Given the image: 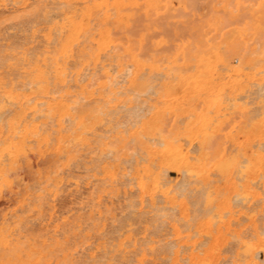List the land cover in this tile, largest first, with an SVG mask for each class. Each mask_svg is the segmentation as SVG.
Returning a JSON list of instances; mask_svg holds the SVG:
<instances>
[{
	"label": "bare ground",
	"instance_id": "1",
	"mask_svg": "<svg viewBox=\"0 0 264 264\" xmlns=\"http://www.w3.org/2000/svg\"><path fill=\"white\" fill-rule=\"evenodd\" d=\"M191 1L193 2L194 0ZM195 1L202 5L201 1L200 3L199 0ZM26 2L27 0H13L14 5L17 3L25 4ZM175 2L177 4V1ZM10 3L12 2L10 1ZM10 3L8 5H11ZM186 3L188 4V1ZM189 3L192 6L189 8L195 9L197 7L195 3ZM136 4L137 0H38L35 17L32 16L35 18L34 21H26L25 23L29 24H24L25 26L23 25L24 27L20 28L19 38H21L23 42L20 40L22 43L18 46L7 45L6 48L4 47V52L0 54V205L4 197L3 187H8L5 194H12L10 177L15 174L13 165L19 160V157L27 155L28 145L37 141L36 137L39 134L38 131L46 124V120L56 119L59 126L58 141L78 142L85 147L89 146L92 139L84 135L90 134L95 138L104 137V139H108L107 136H102V133L97 134L95 132L96 126L98 124L103 125L106 127L104 128V133L111 132L117 117L125 115L127 120L124 121L129 122L128 124L133 126L134 130L129 132L128 139L123 135L122 131H118L114 137L106 142L103 141L104 148L101 149V154H103L104 157L105 155H111L112 159L115 160L124 159L127 153L128 156L130 154L127 152L128 143H133L134 152L130 154L128 162L123 160V165H127L131 161L130 159H132V165H130L132 166V172L130 176H128V180L126 178L125 180L130 182L134 189H132V191L137 193V200L134 205V207L137 206V209H132L127 217H124L125 219L123 218L124 220H122V222H120L121 220L119 221L120 224L116 221L118 222V226H110L113 230H115L114 227L116 226V231H114L115 239L113 238V240H117V243L114 244L113 247L108 246L111 243L108 244L107 246L109 248L102 246V253L109 256V258L112 257V263L117 264V262L113 260L119 259L120 257L117 258L118 256H121L125 261V242L131 241V230H133L132 233L134 234L139 233L135 232L134 229L142 222L140 218L141 216L144 217V215H142L145 212H143V209L149 207L151 216L148 217L149 220L148 222L146 221L148 224L144 226V230L148 231L151 227L150 231H153V234H155L154 237L156 235L163 237L168 225L167 228L171 229L173 238L162 244L160 249L157 248V251L154 245L149 246L148 249L158 253L165 252L166 250L165 254L169 253L168 255H172L171 258H165L163 256L161 258L166 261L168 260V262L169 259H171V264H179L180 260L185 264H217V251L221 244L228 241V237L233 239L231 243L236 247L235 259L232 261V264H264V223L261 227H258L255 215L264 211V106L258 107L255 111L249 110L248 99L242 101L245 96L242 98V96L240 97L238 95L241 100L239 97L238 99L235 96V93L240 90H244L245 92L248 90L245 80L255 79L254 75L260 73L262 75L256 80V89L250 91L249 94L255 95L252 101L256 99H259L260 103L264 101V44L261 45L258 51H256V49L255 51L243 52L240 49L223 46L221 42H218L210 46L206 54L199 49L195 50V52L190 51L188 55L183 54L182 64H174L172 68H169V70L173 69L175 71L172 77L173 81L170 80L171 76H169V73H160L157 65L149 67L158 74L152 75L154 76L152 79V76H150L151 80H149L145 77V64L139 53L143 47V35L141 33L139 34L136 50L130 45V38L126 37L127 43H121L113 38L111 31L112 28L120 30L129 29L130 22L143 24L141 15L134 17V13L132 12V7ZM110 11L114 13L113 16L109 13ZM98 12L102 13L98 23L99 28L97 32L90 34L88 33L90 22L94 19L93 14H98ZM177 12L179 11H176V13ZM196 12H198V10ZM200 15L203 14L201 13ZM171 16L172 15L169 14V17ZM180 16L183 15L180 14ZM157 24L159 23L157 22ZM178 24L180 25V23ZM16 25L13 24V26ZM3 29L5 30V28H2V31ZM165 29L167 28L165 27ZM38 37L41 38L42 45L36 50L35 47L30 44ZM3 40L5 41V39ZM14 41L16 40L14 39ZM88 47H94V50L88 53L86 51ZM163 52L164 50L162 53ZM108 55L111 58L117 59L120 57L123 59V56L129 58L128 62L125 64V68L122 67L123 63L119 59L116 60L117 62L114 67H119L120 71L124 70L123 74H120V76H131L128 80L129 87L127 89L128 91L130 90V92H126H132V96L130 97L125 92L126 97L118 99L116 106H118L119 110L112 108L99 110L101 116H97L94 123L91 125L86 124L83 122V119L79 118L76 123L78 129H82L81 134L72 136L71 133H69L68 135H62L60 132L65 131L63 124L68 122V124L72 125L75 122L72 110L76 107H74L70 101V97L74 96L71 95L69 91V88L71 91L74 90L73 86H71L72 83H70L74 80V75H76L73 69L80 64V59L86 56L93 60L95 64H98L101 62V58H105L106 56L109 57ZM212 57L214 60H212ZM233 58L237 60L236 65L232 63ZM147 59L148 57L146 61H149ZM91 66L92 65H90V67ZM112 66L110 67L113 68ZM111 68L109 71H111ZM247 69L254 70L255 72H245ZM84 70L88 71L85 68ZM107 70L104 71V75L106 78H109ZM114 73L115 72H113V74ZM121 78V80H123V77ZM80 79L83 81V78ZM117 82H115V84ZM172 83L185 86L186 90L192 92V97L202 98V105H204L203 111L201 113H196L195 110H190V114L194 116V119L188 123L183 132L169 131L164 133L161 128L156 129L154 132L148 126V121L146 119L147 114L145 112L147 108L145 106L144 108L143 105H136L134 103H136L140 95L142 96V94H144L143 92L147 93L151 91L152 95L159 94L160 88L167 87ZM112 87L115 88V86ZM86 88L89 87L86 85ZM86 88H82L81 92H85L87 97H90L92 100H98L104 98V91L107 86L105 82L102 81L97 84L95 90L88 91ZM123 95L124 94H122V96ZM237 99L243 103L238 104ZM141 102H143V99ZM74 103L76 104V102ZM77 103L79 102L77 101ZM91 108L93 109V107ZM223 108L226 110L233 109V111H238L244 115L246 124L249 127L243 130L245 134L243 140H239L237 137L233 136H226L222 139L213 132L206 131L210 122L218 117L220 110H223ZM90 114L91 113H89V115ZM92 114L94 113L92 112ZM260 115L262 119L258 122L255 120V117ZM125 116L122 118L124 119ZM187 119L189 120V118ZM47 127L46 125V128ZM123 127H125V125ZM112 131L114 132V130ZM226 143H229V146H227ZM99 158L103 159L101 156ZM108 158L109 156H107L106 159ZM93 160L96 161L97 159ZM76 161L80 160L76 158ZM109 161H111L110 158ZM75 163H73V165L70 164L73 166H71L73 169L70 168L72 173L75 172ZM87 170L88 169H86V171ZM20 175H22V173H20ZM122 179L124 180V177ZM19 180L21 182L20 178ZM72 185L75 184L73 183ZM126 185L128 184L126 183ZM12 187H15V185L12 184ZM32 187L36 186L32 185ZM80 188L83 189V187ZM37 189L38 188H36L35 191H37ZM93 191L95 190L93 189ZM74 195H76L74 198H77L78 195ZM46 198L47 197H45V199ZM54 201H56V199ZM113 203L114 202H112V204ZM188 204H191V207H193L191 214L189 213ZM101 206L103 205L99 204V207ZM131 206L133 207V205ZM71 207L74 208L73 205ZM75 209L79 208L77 207ZM82 209L81 207V210ZM67 211H69V209ZM63 214L65 215L66 212L60 215ZM144 214L146 215L148 213ZM21 215L23 214L21 213ZM146 218L144 217L145 220H147ZM241 218L250 221V225L252 226L250 237L241 236L240 231L232 227V224L234 223L235 225ZM93 219L97 220L98 218L94 217ZM4 220L6 221L7 218H4ZM244 220L242 222H244ZM36 221L39 220L37 219ZM28 222H30V220ZM134 224H136V226ZM107 226L108 225H106V227ZM133 226L134 229H132ZM106 227L105 229L109 228ZM138 228L141 230V227L137 226V231ZM113 230H108L110 233L107 232V234L110 235L113 233ZM104 233H106V231ZM67 234H70V232ZM170 235L168 234V236ZM110 236L113 237V234ZM110 236L106 237L109 238ZM7 237L8 234L6 232L0 231V246L4 249H10V243ZM75 238L77 239L76 236ZM139 240L143 241L141 239ZM149 242L153 243L154 240H150ZM130 243L127 245L130 246ZM67 244L70 246V243ZM139 245L140 244H137V247ZM90 246H92V244H90L89 247ZM230 246L233 248L232 245ZM200 247L204 248L197 251ZM84 248L86 249V247ZM232 248L230 251H232ZM181 249L183 250L181 251ZM229 249L228 247V251H226L229 252ZM87 250H91V248ZM68 251H70V249ZM158 253L157 255H159ZM97 254L99 255V253ZM133 254H131V256ZM231 255H233V252ZM115 256H117L116 259L114 258ZM97 258L95 261H97ZM131 259L133 260V258ZM143 259H145V254H142L141 258L138 259L139 264H142ZM103 260L104 259L101 258V260H98V263L99 261L103 263ZM105 260L108 259L105 258ZM119 260L121 261V259ZM227 261L225 260L222 262L225 263ZM32 262L30 256H28L27 260L17 257V261L14 263L9 258L0 259V264H32ZM133 262L135 261L133 260ZM168 262L165 264H168ZM183 262L182 264H184ZM87 264L90 263L88 262Z\"/></svg>",
	"mask_w": 264,
	"mask_h": 264
},
{
	"label": "rangeland",
	"instance_id": "2",
	"mask_svg": "<svg viewBox=\"0 0 264 264\" xmlns=\"http://www.w3.org/2000/svg\"><path fill=\"white\" fill-rule=\"evenodd\" d=\"M10 1L12 3H10ZM37 1L38 0H31V1L27 0L25 4L17 3L14 5L13 0H0V21H1L0 40L2 41V42L0 41V46H1L0 54L4 52L7 45L18 46L23 42V40L19 38L20 28L24 27L25 26L24 24H29V23H25L26 21L27 22L34 21L35 18L33 17H35ZM175 1H177V4ZM187 1L188 4L186 3ZM200 1L202 5L198 4L197 1L195 0L193 2L191 0H137V4L132 7V12L134 13V17L141 15V20L143 21V24L141 25L138 22H130L131 24L129 29L126 28L120 30L117 28H112L113 29V30L111 29L112 36L114 39H117L119 42L124 44L128 42L126 37L130 38V45L137 50V46H138L137 41L139 39V34L141 33L143 35L144 37L143 47L142 50L139 51V53L141 54L145 64V68H144L145 77L149 80H151L154 77L152 75L157 74V72L153 71L149 67H152L153 65H157L158 71L163 74L169 73V76H171L170 80L173 81L172 77L175 71L173 69L169 70V68H172L174 64L181 65L183 62L182 60L183 54L188 55L190 51L195 52V50L197 49H199L200 51L206 54L209 51V47L218 42H221L223 46L240 49L243 52L255 51L256 49H257L256 51H258L261 45L264 44V0H209V1L199 0V3ZM189 2L193 4L195 3L197 7L195 5L193 6L197 8L198 12H196L197 11L196 8L195 9L189 8L191 6ZM9 3L11 5H8ZM176 11L182 13L179 12L176 13ZM109 13L112 14V16L114 15L112 11H110ZM183 13L185 14L187 13V14L185 15ZM201 13L203 15H200ZM169 14L172 16L169 17ZM180 14H182L183 16H180ZM101 15H102L101 12H98V14L97 13L93 14L94 19L90 22L88 33L92 34L97 32L99 28L98 23L99 20L101 19ZM157 22L159 24H157ZM178 23H180V25ZM13 24L15 25L17 24L19 26L17 25L13 26ZM18 27H19V31H18ZM165 27L167 29H165ZM2 28H5V30L3 29L2 31ZM7 35L10 36L8 37ZM3 39H5V41ZM14 39L18 41L16 42L14 41ZM30 45L35 47L36 50L39 49V47L42 45L41 38L39 37L36 38L34 42H32ZM92 50H94V47L92 48L88 47L86 49L88 53L91 52ZM163 50L164 52L162 53ZM109 57L106 56L105 58H101L102 59L101 62L95 64L93 60L89 59L86 56L84 58H81L80 64H78L73 69V71L76 72V75H74L73 77L75 81L72 80L70 83H72L71 86H73L74 90L71 91V89L69 88V91L71 95L74 96V97L72 96L70 97V101L72 102V105L76 107L72 110V114L75 117V122L72 125L68 124V122L64 123L63 125L65 127L66 132L65 131L60 132L62 135H68L69 133H71L72 136L81 134L82 129L81 128L78 129V125L76 123L79 118L83 119V122H85L86 124L91 125L94 123L95 118L97 116H101V113H99L101 110L109 109V108L119 110L118 106H116V103L118 102V99H122L126 97L125 92L128 91L127 90L129 87L128 80L129 78H131V76L130 75L120 76V74H123L124 70L120 71L119 67L115 68L114 65L117 62L116 60L119 59L123 63L122 67L125 68V64L128 62L129 58L124 56L123 59L122 57L118 59L111 57L109 58ZM147 57H148L147 60L149 61H146ZM212 60H214L213 57ZM232 63L236 65L237 60L233 58ZM90 65L92 66L90 67ZM110 66H112L114 69L111 68ZM84 68L87 69L88 71H85ZM110 68L111 71H109ZM105 70L108 71L109 78L105 77L104 75ZM113 72L115 73L113 74ZM245 72H255V71L247 69L245 70ZM82 74L85 75L83 76ZM261 75L262 74L260 73H256L254 75L255 79L245 80L248 89L246 92L244 90L243 91L240 90L235 93V96L237 98L239 96L240 97L242 96V98L245 96V98L242 99V101H246L248 99L249 101L248 108L249 110L252 111H255V109H257L258 107L264 106V101H262L261 103L259 99L252 101V98L255 97V95L249 94L250 91L256 89L257 87L256 80L259 79ZM150 76H152L151 79ZM121 77H123L124 81L121 80L122 79ZM80 78H83L82 79L83 81H81ZM98 80L100 82L104 81L107 88L104 91L103 99L92 100L90 97H87V94L85 92L82 93L81 90L82 88H86V85L87 87H89L86 88V90L88 91L95 90L97 88V84L100 83ZM120 81L123 83H121ZM115 82L120 84L117 83L115 84ZM112 86H115V88ZM160 89L161 90H159L160 91L159 94L152 95L151 91L149 90H147L149 92L146 91L147 93L145 92H143L144 94L141 93L142 96L140 95L138 100L134 104L141 106L143 105V107L145 106L147 108L145 109L146 110L145 112L147 114L146 119L148 121V126L152 131L155 132L156 129L161 128L164 133H167L169 131L183 132L184 128L187 127L188 123L194 119V116L190 114V110H195L196 113H201L203 111V106H204L202 105L203 99L192 97V92L190 90H186L185 86L175 85V83H172L171 85H168L167 87H162ZM128 92H130V90ZM128 92L126 93L131 97L133 93L132 92L128 93ZM122 94L124 95L122 96ZM96 95L97 94L95 93V96ZM142 99L143 102H141ZM238 99H237L238 104L243 103ZM77 101L79 103H77ZM74 102H76V104ZM91 107H93V109ZM87 110H89L90 112ZM91 111L94 114H92ZM89 113L91 114L89 115ZM123 116L117 117L116 119L117 123L115 122L114 128L112 129L114 130V132L111 130V132L109 131L108 133H104L105 132L104 128H106L105 126L100 124L96 126L95 132L97 134L102 133L101 135L107 136L108 139H104V137L95 138L90 134L84 135L87 138L92 139L91 140L92 142L90 141L89 146H85V147L78 142L72 143L71 141L70 142L58 141L59 126L56 122V119L53 118L46 120V124L42 126L38 131L39 134L36 137L37 141L33 142L32 143L33 145L31 143L28 145L27 155L29 156L26 155L19 157V160H17V162L13 165V170L15 174H13L10 177L12 194L10 195L5 194V191L8 190V187H3L4 197L1 200L2 206L0 205V231H4L8 234L7 239L9 240L10 243L9 244L10 249H4L3 247L0 246V259L9 258L14 263L17 261V257H21L23 260H27L28 256H30L31 261H33L32 264H75V263L87 264L88 262L90 264L91 263L100 264L101 261H99L98 263V260H101L102 258L104 260L103 263L101 264H116V263H112L111 260L113 259L112 257L109 258V256L104 255L102 253L103 252L102 246L109 248L108 246L113 247V245L117 243V240H113V238L115 235L114 231H116V226H118V222L120 220H121L120 222H122V220L125 219L124 217H127L128 213L132 209L135 210L137 209V206L134 207L135 201L137 200V193L136 192L134 193L132 191L133 189L132 185L130 184V182L127 181L128 176H130V173L132 172V166H130L132 165V159H130L131 160L130 161L131 163L129 162L130 164L128 163L126 165L124 163L125 165H123L124 161L128 162L130 158L129 156L132 152H134V149H133V143L132 142H130L131 144L128 143L127 152L130 153L129 156L127 153L126 158L124 157V159L115 160L112 159L111 155H107L109 156L111 161H109V158L106 159L107 158L106 155L105 158L104 155L101 154L102 153L101 149L104 148L103 141L105 142L108 141L110 138L114 137L118 131H122L123 135L127 139L129 138V132L133 131L134 127L130 126L128 124L129 122H125L124 120H127V118L125 116L123 119L122 118ZM187 118H189V120ZM261 119H262L261 115L255 117V120H257L258 122ZM213 120L214 121L210 122L206 131L213 132L215 135H217L222 139H224L226 136H233V137H237L239 140H243L244 139L243 136L245 135L243 130L249 127L246 124V119L244 115L238 111H233V109H228V110L224 108L223 110L221 109L218 117L214 118ZM46 125L48 126L47 128ZM124 125L125 127H123ZM123 130L124 132L125 131L126 132L124 133ZM226 145L229 146V143H226ZM100 156L103 159H100L99 158ZM76 158L79 159L80 161H76ZM93 159H97V160L94 161ZM73 163H75L74 164L75 172L72 173L70 168L73 167L72 166ZM86 169H88L89 171L88 170L86 171ZM20 173H22V175H20ZM123 177L124 180L122 179ZM15 178L17 179V183ZM19 178L21 179V182ZM125 178L127 180H125ZM71 183L72 184L74 183L75 185H72ZM126 183L128 185H126ZM12 184L15 185V187H12ZM19 185L21 186V188ZM32 185H35L36 187H32ZM80 187H83V189ZM36 188H38L37 191H35ZM93 189L95 191H93ZM74 194L78 195L77 198H74L76 197V195ZM45 197L47 198L45 199ZM55 199L58 203L54 201ZM100 199L101 200L103 199L102 200L103 202ZM112 202H114L113 203L114 205L112 204ZM99 204L103 205L101 206L102 208L99 207ZM72 205L74 206V208L71 207ZM131 205H133V207ZM87 206H89L90 208ZM191 206H192L191 204H188L190 214H191V210L193 209V207ZM77 207L79 209H75ZM81 207L83 208L82 210ZM68 209L69 211H67ZM59 210L62 212H60ZM65 212H66L65 215L64 214L60 215ZM143 212L148 214L146 215L144 213L142 214L144 215L145 218L147 216L146 218L147 220H145L144 217L141 216V218L143 217L142 219L140 218L142 222L139 224L137 223L138 224L137 226H140L141 230H139L140 228H138L137 231L136 224H134L136 226L135 229L134 226L132 227V229H134L135 232H139V233L141 232L140 233L141 235L139 233L134 234L132 233L133 230H131L132 239L131 241H126L124 246L126 250V253H124V255L126 256L125 257L126 260L124 261V259L121 258V256L118 257L115 256L114 257L115 259L116 257L117 258L120 257L119 259H121L122 261L121 262L119 259H116L119 261L113 260L114 262H117V264L119 263L139 264L138 259L141 258L142 254H145V259H143L142 264H165L166 262H168V260L167 261L163 260L161 257L163 256L165 258L166 257L171 258L172 255H168L169 253L165 254L166 250L165 252L163 251L162 253H158L155 251L154 252L150 251L148 249L149 246L154 245L156 246V251H157L158 250L157 248L160 249L162 244H164L167 241H170L173 238L171 234V229L167 228L168 227L167 225L166 227L167 232L166 231L164 232L165 235L163 237H160L159 235H156L154 237L155 234H153L152 230H151L152 232L150 231L151 229L150 227L148 231L146 230L148 234L147 235L146 231L144 230V226L148 224L146 223V221L148 222L149 220L148 217L151 216L150 208L145 207L143 209ZM21 213L24 216L21 215ZM255 215H256V223L258 227H261L262 224L264 223V219H263L264 211L257 213ZM94 217L98 218L97 219L98 222L96 219H93ZM4 218H7V220L5 221ZM37 219L39 221H36ZM241 219H239L238 222L235 223V225L233 223L232 227L235 228L237 231H240L241 236L250 237L252 233V226L250 225V221L247 219L244 220V218ZM29 220L30 222H28ZM243 220L244 222H242ZM86 223L89 224L87 225ZM106 225H108L107 227L109 228H107ZM112 225H116L114 227L115 230L112 229L113 227ZM105 227L107 229H105ZM108 230L109 231L113 230V233H111L113 234V237L110 236L111 234L110 235L107 234V232L110 233ZM245 230H249V231L251 230V231L249 232ZM103 231L104 232L106 231V233H104ZM60 232L62 235L60 234ZM69 232L70 234H67ZM247 233L249 234V236ZM168 234L171 235L168 236ZM75 236L77 237V239L75 238ZM106 236H110L109 238L111 240ZM34 238L36 239L39 238V239L36 240ZM228 238H229L228 241L221 244L217 251L216 254L217 264L220 263L222 264L224 263L222 261L225 260L226 261L228 260L227 261L228 263L225 262L224 264H229V263L232 264V261L235 259L236 247L233 246L234 245L233 243H231L233 242V239L231 237ZM139 239L143 241H140ZM18 240L20 241L21 244L19 243ZM150 240H154V242L151 243L149 242ZM67 243H70L69 244L70 246H68ZM129 243L130 246L127 245ZM136 243L140 245L137 247ZM90 244H92V246L89 247ZM230 245H232L233 248ZM225 246L227 248L228 247L230 248L229 252H227L228 250ZM84 247H86V249ZM90 248L92 251L87 250ZM203 248L204 247H200V249L198 248L197 251H200ZM231 248L232 251H230ZM69 249L70 251H68ZM182 250L183 249H181V251ZM232 252L233 255H231ZM97 253H99V255ZM157 253L159 255H157ZM131 254L133 255L131 256ZM95 257L96 258L98 257L97 261H95L96 260ZM105 258L108 260H105ZM131 258H133L135 262H133ZM182 262L183 261L180 260L179 264H182ZM168 264H171V259H169Z\"/></svg>",
	"mask_w": 264,
	"mask_h": 264
}]
</instances>
